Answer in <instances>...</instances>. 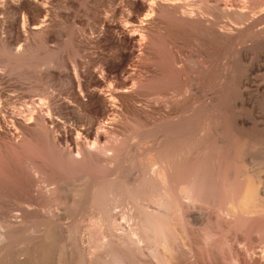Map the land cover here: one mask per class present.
<instances>
[{
  "label": "bare ground",
  "instance_id": "6f19581e",
  "mask_svg": "<svg viewBox=\"0 0 264 264\" xmlns=\"http://www.w3.org/2000/svg\"><path fill=\"white\" fill-rule=\"evenodd\" d=\"M127 3L136 13L127 23L140 29V34L131 37L136 47L140 48L146 26L166 11L179 23L205 27L208 36L223 42L217 57L228 66L221 72L245 64L252 37L264 33V0H233L225 6H212L209 0ZM31 29L40 31L41 26L31 24ZM211 57L206 51L192 54L205 71H209ZM251 88L252 72H246L235 80L232 96L210 88L205 91L208 100L196 97L192 113L177 112L175 117L142 125L120 158L104 160L111 167L97 181L55 186L37 181L30 203L27 200L23 208L19 203V209L0 213V264H264V133L241 114ZM258 90L264 97V87ZM122 92L115 90L103 101L94 93L85 95L105 131L115 123L119 108L114 100ZM214 109L220 116L208 132L206 120ZM48 122L56 125L51 119ZM91 134V127L71 128L69 153L98 151L93 142L91 147L76 143ZM172 135L175 138L169 141ZM135 139L147 149L157 144L156 153L151 152L154 155L149 158L134 154ZM108 141L105 137L102 142ZM6 170L0 165V184L13 180L12 171ZM38 171L33 168L30 173L39 179ZM57 193L62 195L64 212L50 216L46 205H51ZM118 209L124 210L123 226L118 223ZM80 211L85 212L87 226L73 220Z\"/></svg>",
  "mask_w": 264,
  "mask_h": 264
},
{
  "label": "rangeland",
  "instance_id": "374dc122",
  "mask_svg": "<svg viewBox=\"0 0 264 264\" xmlns=\"http://www.w3.org/2000/svg\"><path fill=\"white\" fill-rule=\"evenodd\" d=\"M231 1L209 0V4L225 6ZM131 15L136 13L127 0L3 1L0 10V165L12 171L16 179L11 176L13 180L9 185L0 184V213L30 203L38 182L55 186L64 182L97 181L110 170L111 162L105 161L111 160L110 157L120 158L128 140L142 125H149L160 117H175L177 112L192 113L196 97L208 100L205 91L210 88L233 94L235 80L246 72H252V91L241 109L242 118L264 133V97L258 90L264 87V33L252 37V50L245 64L242 62L240 67L221 72L220 69L228 66L222 65L221 57H217L223 42L208 36L205 27L179 23L166 11H161L159 17L146 26L138 48L131 37L140 34V29L127 23ZM214 19L220 22L218 17ZM31 24L41 26V30L33 31ZM205 51L212 56L209 60L213 67L210 69L208 60L209 71L192 59L193 52ZM212 59L217 61L212 63ZM115 90L124 92L114 100L118 113L112 128L105 131L85 95L88 91L103 101ZM214 110L206 120L208 132L220 116L219 110ZM80 127H89V130L91 127L92 134L81 136L76 143L91 147L93 142L98 151L69 153L68 132ZM111 132L116 135L108 134ZM105 137L109 140L107 144H104ZM173 137L175 135L169 137V141ZM135 140L134 154L142 153L149 158L156 153L157 144L147 149ZM33 168L39 170V179L30 173ZM61 199V194H54L51 205H46L50 216L64 212ZM27 200L30 201L27 203ZM80 212L73 220L87 226L85 212ZM123 212V209L117 210L121 226L126 222Z\"/></svg>",
  "mask_w": 264,
  "mask_h": 264
}]
</instances>
